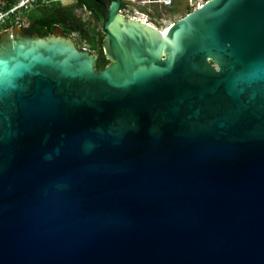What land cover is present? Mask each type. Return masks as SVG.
I'll return each instance as SVG.
<instances>
[{
    "label": "water",
    "instance_id": "obj_1",
    "mask_svg": "<svg viewBox=\"0 0 264 264\" xmlns=\"http://www.w3.org/2000/svg\"><path fill=\"white\" fill-rule=\"evenodd\" d=\"M98 3L101 71L0 33V264H264V0Z\"/></svg>",
    "mask_w": 264,
    "mask_h": 264
},
{
    "label": "trees",
    "instance_id": "obj_2",
    "mask_svg": "<svg viewBox=\"0 0 264 264\" xmlns=\"http://www.w3.org/2000/svg\"><path fill=\"white\" fill-rule=\"evenodd\" d=\"M19 1L0 0V14L8 13ZM98 1L73 0L71 5L63 6L56 0H37L31 9L13 15L19 17L7 16V19L0 23V33L13 28L16 18L24 24L23 26L28 25L24 30L26 33L31 35L38 33L39 37L51 35L53 29L58 27L67 36H77L89 50L97 51L100 56L95 67L97 71H101L107 65V61L101 52L103 35L100 32V24L103 19V9ZM82 11L86 12V19L80 16L79 13Z\"/></svg>",
    "mask_w": 264,
    "mask_h": 264
},
{
    "label": "built area",
    "instance_id": "obj_3",
    "mask_svg": "<svg viewBox=\"0 0 264 264\" xmlns=\"http://www.w3.org/2000/svg\"><path fill=\"white\" fill-rule=\"evenodd\" d=\"M36 1L37 0H20L8 13L0 14V22L2 15L13 16L18 12L27 11L32 8L33 3ZM206 1L208 0H121L122 6L119 13L124 17L152 26L146 20L144 21L145 14L143 13L156 12L160 17L159 19L162 20V18H165L164 12L171 10L173 7H184L187 11L190 9L195 10L206 3ZM136 15H140L142 19L135 18Z\"/></svg>",
    "mask_w": 264,
    "mask_h": 264
},
{
    "label": "rangeland",
    "instance_id": "obj_4",
    "mask_svg": "<svg viewBox=\"0 0 264 264\" xmlns=\"http://www.w3.org/2000/svg\"><path fill=\"white\" fill-rule=\"evenodd\" d=\"M69 3H70V0H63L61 2V4L63 6L68 5ZM171 10L164 12L165 18H162V20L159 19L160 17L156 12L143 13V14H145L144 15V21L146 20L152 26H154L157 30L161 31L163 29L168 28L171 24L178 21L179 19L183 18L186 15V13L189 11V10L188 11L185 10L184 7H173ZM190 11H191V9H190ZM192 11H193V9H192ZM173 13H175V14H173ZM171 14H173V15H171ZM17 17H19V16H17ZM83 18L86 19V16H83ZM135 18L142 19V17L140 15H136ZM6 19H7V16L2 15L1 22H4ZM15 21L19 23L18 18H16ZM17 27H20L21 29L24 28V26L22 25V27H21L20 24H17ZM80 47L86 48L85 46H83V44H81Z\"/></svg>",
    "mask_w": 264,
    "mask_h": 264
},
{
    "label": "flooded vegetation",
    "instance_id": "obj_5",
    "mask_svg": "<svg viewBox=\"0 0 264 264\" xmlns=\"http://www.w3.org/2000/svg\"><path fill=\"white\" fill-rule=\"evenodd\" d=\"M63 0H60L59 2L61 3ZM98 1V0H97ZM121 1V0H120ZM72 2H73V0H70V3L68 4V5H71L72 4ZM100 2H104V0L103 1H100ZM65 6H67V5H65ZM121 6H122V3H121ZM121 6H120V8H121ZM121 10V9H120ZM120 12V11H119ZM79 13V12H78ZM80 14V16H82V18H83V16H84V13L82 14V12H80L79 13ZM17 16H19V15H17ZM17 16H15V17H17ZM87 17V16H86ZM127 18V17H126ZM17 24H20V26L22 27V25H24V24H21L20 22L18 23V22H16L15 21V26L17 27ZM14 26V27H15ZM27 26L28 25H25L24 26V28H23V31L25 30V28H27ZM13 27V28H14ZM55 28H58V27H55ZM60 29V28H59ZM54 30V29H53ZM25 32V31H24ZM61 32H62V34L63 35H65L64 33H63V31L61 30ZM26 33V32H25ZM52 34V33H51ZM32 35H38V33H34V34H32ZM67 36V35H66ZM72 37H73V39H74V43L77 45V47H80V45L81 44H83V46H85L86 48H82V47H80V49H85V50H87V51H91V50H89V48L83 43V41H81V40H79L78 39V37L77 36H73L72 35ZM101 50H102V47H101ZM95 52V51H94ZM102 52V51H101ZM96 53H97V51H96ZM98 54V53H97ZM102 55H103V52H102ZM99 54H98V60H99ZM98 60H97V62H98Z\"/></svg>",
    "mask_w": 264,
    "mask_h": 264
},
{
    "label": "crops",
    "instance_id": "obj_6",
    "mask_svg": "<svg viewBox=\"0 0 264 264\" xmlns=\"http://www.w3.org/2000/svg\"><path fill=\"white\" fill-rule=\"evenodd\" d=\"M56 1H60V0H56ZM82 13H84V16L86 15V14H85V13H86L85 11H82Z\"/></svg>",
    "mask_w": 264,
    "mask_h": 264
},
{
    "label": "bare ground",
    "instance_id": "obj_7",
    "mask_svg": "<svg viewBox=\"0 0 264 264\" xmlns=\"http://www.w3.org/2000/svg\"><path fill=\"white\" fill-rule=\"evenodd\" d=\"M167 29V28H166ZM166 29H163V30H161V32H164V30H166ZM159 31V30H158Z\"/></svg>",
    "mask_w": 264,
    "mask_h": 264
},
{
    "label": "clouds",
    "instance_id": "obj_8",
    "mask_svg": "<svg viewBox=\"0 0 264 264\" xmlns=\"http://www.w3.org/2000/svg\"><path fill=\"white\" fill-rule=\"evenodd\" d=\"M187 15V14H186ZM153 27V26H152ZM155 28V27H154Z\"/></svg>",
    "mask_w": 264,
    "mask_h": 264
}]
</instances>
